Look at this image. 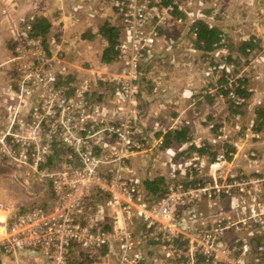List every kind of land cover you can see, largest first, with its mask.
Listing matches in <instances>:
<instances>
[{"label": "built area", "instance_id": "built-area-1", "mask_svg": "<svg viewBox=\"0 0 264 264\" xmlns=\"http://www.w3.org/2000/svg\"><path fill=\"white\" fill-rule=\"evenodd\" d=\"M106 1L118 16L120 36L114 49L119 68L109 78L97 72L90 82L92 90L99 79L111 88L101 100L91 98L87 81L70 84L73 91L60 85L64 72L54 70V60L63 43L54 40L52 50L42 36H29L33 15L23 26L24 41L13 39L16 46L7 62L17 71L15 110L28 105V117L19 121L15 112L0 130V162L48 181L57 205L10 216L0 203L6 215L0 220V264H142L149 240L156 248L154 264H248L250 254L251 264H264V241L257 243L249 235L237 243L226 241L228 231L237 227L249 228L253 236L259 226L264 229V170L244 174L232 169L228 158L233 152L223 144L224 124L215 132L209 177L200 179L195 157L179 167L185 166L182 176L173 175L153 205L141 200L142 184L128 160L163 145V136L150 144L138 130V96L146 85L143 66L155 59L158 41L168 39L163 29L181 21L175 8L187 11L183 0L168 5L161 0ZM253 62L250 58L245 66ZM223 66L208 65L205 73ZM237 71L226 67L229 89L236 76L251 75L243 66ZM215 90L207 89L210 94ZM227 97L234 100V92L229 90ZM181 124L179 116L170 118L172 129ZM223 198L241 210L239 218L219 217L200 227L199 204ZM137 220L143 245L138 243L143 232L138 234Z\"/></svg>", "mask_w": 264, "mask_h": 264}, {"label": "crops", "instance_id": "crops-1", "mask_svg": "<svg viewBox=\"0 0 264 264\" xmlns=\"http://www.w3.org/2000/svg\"><path fill=\"white\" fill-rule=\"evenodd\" d=\"M183 1L189 2L188 6H184L187 14L183 13L184 18L180 22H174L163 29L162 33L168 39L162 37L158 41V53L156 51L155 55V59L157 56L158 59L143 66L146 68V85L138 96L137 124L141 137H145L150 144L158 136L170 138L167 144L164 140L163 147L151 146L128 160V166L142 184L141 200L151 205L160 196L155 198L148 192L147 184L151 186L159 183L158 187H166L173 175L179 178L182 176L185 166L179 167L188 160L199 158L200 179L210 176L207 165L216 154L214 140L217 130L212 127L215 125L224 124L223 144L233 152V157L228 160L235 172L259 174L264 170V124L257 118V110L264 107V0ZM191 2L195 6L190 8ZM30 15L44 18L50 25L45 35L48 48L56 50L54 40L60 45L63 43L54 60V70L62 69V76L70 74V77L76 78L75 84L87 81L92 90L90 82L96 78L97 72L101 73L102 78H109L119 68L115 59L108 62L103 60L108 43L100 30L103 26L119 28L118 16L106 0H0V130L5 128L15 112L19 121L28 117V105H21L15 110L17 71L7 60L11 56L12 44L15 43L13 39L17 37L24 41L23 23ZM175 16L178 17L177 14ZM197 19L209 26L218 27L226 36L223 45L211 54L208 53L207 57L210 55L216 62H225L228 57L230 64H237L236 69L243 66L250 55L254 59V69L243 86L247 96L242 107L237 108L238 113L232 111L226 97L217 91V84L222 79L220 71L215 72L212 78L203 73L200 65L202 60L199 61L201 51L195 49L191 52L188 45L193 44L184 40L189 25ZM245 43L254 45L248 55L240 50ZM226 52L228 56H224ZM99 82L102 81L99 79ZM208 84L211 88L215 86L217 92L207 94L204 87ZM96 90L93 88L91 98H96L92 97ZM172 116L181 118L180 128H186L187 135L183 134L185 139L189 138L188 141H179L168 135L175 130L170 127ZM204 142L211 145L210 150L204 154L197 153L194 148L189 149L190 145L198 147ZM212 152L213 156L210 155ZM0 203L8 208L10 216H15L35 206L45 210L53 209L57 199L48 181L39 182L32 176L27 177L22 169L1 161ZM233 203L229 198L214 204L203 200L198 207L200 227L219 217L238 219L241 210ZM5 217V210L0 209V220ZM135 224L141 235L143 228L140 221L137 220ZM248 230L241 227L231 229L226 241L229 244L237 243L245 235L252 236L257 243L264 241L263 228L259 226V233L254 236ZM138 241L139 245L145 244L144 232L142 240ZM148 245L147 261L142 264H154L156 248L152 240L148 241ZM251 258L252 254L247 258L248 264H251Z\"/></svg>", "mask_w": 264, "mask_h": 264}, {"label": "trees", "instance_id": "trees-1", "mask_svg": "<svg viewBox=\"0 0 264 264\" xmlns=\"http://www.w3.org/2000/svg\"><path fill=\"white\" fill-rule=\"evenodd\" d=\"M174 0H161V3L163 5H168V4H172ZM182 11H178L176 8L173 11L174 15H178V18L182 19V17L184 18V14ZM30 30H29V36L31 37H35V36H42V38L44 39L43 44H46V39H45V35L47 30L49 29L48 26V22L44 19V18H38V17H33V19L30 21ZM189 29L190 32L192 31L193 33H195V36L191 39V42L193 44L194 49L201 51V54L203 56H206L208 53L211 54L216 48L220 47L223 45V40H225V34L222 33V31L218 28V27H213V26H209L207 25L206 22H204L203 20L197 19L194 22H192L189 25ZM100 33L103 37H105V39L107 40L108 43V47L105 49L104 54H103V60L104 61H111V59H115L117 56V51L114 49L116 43L118 42L119 36H120V32H119V28H113L111 26H103V28L100 30ZM189 35V34H188ZM251 42V41H249ZM47 45V44H46ZM254 47V45L252 43H245L242 45L241 47V51L244 53V55H248L250 50H252ZM212 64L209 63V65H216L217 64L211 62ZM231 61L230 59L227 57L225 59V62L223 61L222 65H224L220 71V75L222 76L221 82L217 84V86H219V91L220 94H222L223 96L226 97L227 101L230 103V106L232 107V111H234V113H238L237 108L242 107V104L244 102L245 97V91L244 90V85L245 82L247 81L246 78L241 77V76H236L234 81L231 83L233 86L232 88L229 89L228 84H227V80L226 77L228 74H226L225 70L226 67H231L234 70V73H237L241 66L239 68L236 69V65L235 64V68L232 64H230ZM247 64V62H246ZM245 64V65H246ZM146 70V68H144ZM217 72H210L209 74H207L210 78L213 77V74ZM76 78H72L70 77V74H65L64 77L61 78V80H59V83H61L60 85L66 86L68 85L69 87L70 84H74V82H77V80H75ZM223 81V82H222ZM211 85L208 84L206 87H204V89L207 92V89H210ZM103 87V88H101ZM215 87V86H213ZM96 93L93 94L92 97H96L98 100H101L102 97L106 96V94H111V88H109L108 86H105L103 81L100 83H98V86L95 88ZM74 88L71 87V91H73ZM232 90L235 94V98L234 100L229 99L227 97L228 91ZM110 91V92H109ZM106 92V93H105ZM209 94V93H207ZM215 95V94H214ZM249 95V94H248ZM237 98L240 100V102H237ZM95 99V98H93ZM243 99V101H242ZM96 100V101H98ZM257 118L259 119L260 123L263 125L264 124V107L262 109H258L257 110ZM219 125H215V127H213L214 130H217ZM261 127V126H259ZM257 127V129L259 128ZM183 132L187 135L186 132V128H178L175 129L171 132L168 133V135L170 137H175L177 138V140L179 141H188L189 138L185 139V136L183 134ZM167 133H165L166 135ZM164 135V136H165ZM169 137L166 136V138H163V144H164V140L165 143L167 144L169 141ZM164 145L160 146L163 147ZM194 148V150L197 153L200 154H204L207 150H210L211 145L208 142H204L199 144L198 147H196L195 145H190L189 149ZM212 154V156L214 155V152L210 153V155ZM62 155L60 151H58L57 156ZM196 180H193L192 182H195ZM159 183H153L151 186L147 184L146 189L148 192H151L153 194V196L155 198L161 196L165 190L166 187L161 186L158 187ZM164 187V188H163ZM157 193V194H156Z\"/></svg>", "mask_w": 264, "mask_h": 264}, {"label": "rangeland", "instance_id": "rangeland-1", "mask_svg": "<svg viewBox=\"0 0 264 264\" xmlns=\"http://www.w3.org/2000/svg\"><path fill=\"white\" fill-rule=\"evenodd\" d=\"M183 6H185V4H187V6L189 5V2H184L183 1ZM191 4V6H190V8L191 7H193V6H195L192 2L190 3ZM206 4H209V2H207ZM185 8V7H184ZM186 9V8H185ZM187 10V9H186ZM220 15H223V14H220ZM207 19H209V20H211L210 19V17L209 16H207ZM26 22H27V19H26ZM26 22H24L23 24L25 25L26 24ZM188 34H189V36H188ZM191 34H190V29H189V27H188V29H187V33L184 35L185 36V41H190V43H192L191 42V37H192V35L190 36ZM13 46L11 47V53H12V51H13V48L16 46V44H12ZM189 47H191L190 45H188V48ZM195 51V50H194ZM228 53L226 52V53H224V56H228L227 55ZM199 57V56H198ZM197 57V58H198ZM249 58H251V55H250V57ZM202 60V63L200 64L201 65V68H202V72L203 73H205L207 70H208V68H207V66L209 65V63L210 64H212L211 62H213V63H215L216 61H214L212 58H211V56L209 55L208 57L207 56H203V55H201L200 56V58H199V61H201ZM219 60H221V58L219 59ZM221 63H223V61H218V62H216L215 64H221ZM254 63V62H253ZM222 65V64H221ZM243 67L245 68H248V70L250 71V74L252 73V71H253V69H254V67L250 64L249 65V63H248V65L247 66H245V64L243 65ZM223 82V81H222Z\"/></svg>", "mask_w": 264, "mask_h": 264}]
</instances>
